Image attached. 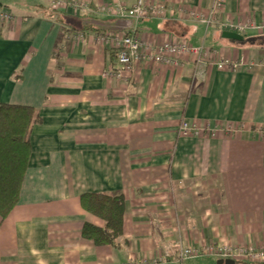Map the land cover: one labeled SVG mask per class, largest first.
<instances>
[{
	"label": "crops",
	"instance_id": "obj_1",
	"mask_svg": "<svg viewBox=\"0 0 264 264\" xmlns=\"http://www.w3.org/2000/svg\"><path fill=\"white\" fill-rule=\"evenodd\" d=\"M63 1L0 0L11 16L0 22V103L41 116L20 202L0 217V264H220L181 251L264 248V48L204 24L214 0H145L167 14L138 24L107 11L138 0ZM219 19L264 35V0H226ZM134 29L153 48L177 38L209 56L107 76L118 67L114 41L98 36ZM183 122L199 134L182 136ZM103 193L125 196L117 247L82 235L104 222L81 197Z\"/></svg>",
	"mask_w": 264,
	"mask_h": 264
},
{
	"label": "built area",
	"instance_id": "obj_2",
	"mask_svg": "<svg viewBox=\"0 0 264 264\" xmlns=\"http://www.w3.org/2000/svg\"><path fill=\"white\" fill-rule=\"evenodd\" d=\"M123 1V0H121ZM54 5H64L63 0H53ZM73 8L84 9L85 4L78 3L72 0ZM226 0H214V4L207 17L202 18V22L208 26L221 25L226 32L235 33L241 36H246L249 31H259L262 27L252 24H243L240 22L223 21L219 19L220 14L224 10ZM108 13L113 17L124 20L134 21L136 24L142 22L150 17H165L167 14L166 6L162 4L148 5L145 0H138L132 7L128 8L123 3H118L112 8H109ZM11 19V16L5 12L0 11V22H5ZM80 36V35H79ZM83 36H81L82 38ZM113 39L114 48L116 50V57L118 67L107 72V76L116 78L118 80H125L127 74H132L134 68L140 64L149 62L179 66L180 60L191 56L194 57L197 64L205 62L209 56L208 51L204 46L194 47L185 40L177 38L169 39L156 48L143 41L138 35L137 29L131 33L123 36H98L97 40L106 42ZM229 61H222L219 64V69H225L229 65ZM236 67V66H235ZM180 133L182 136H194L199 134V128L191 125L188 122H183L180 126ZM202 255L216 256L222 261L234 260L235 262H246L249 264L264 263V248L258 249L254 247H240L232 248L229 246L210 245L203 249H183L181 251V259L189 260ZM139 264H159V260L146 261L143 260Z\"/></svg>",
	"mask_w": 264,
	"mask_h": 264
},
{
	"label": "trees",
	"instance_id": "obj_3",
	"mask_svg": "<svg viewBox=\"0 0 264 264\" xmlns=\"http://www.w3.org/2000/svg\"><path fill=\"white\" fill-rule=\"evenodd\" d=\"M243 43L264 48V35H246ZM40 122V113L33 107L0 103V217L3 220L20 202L32 151L31 135L34 126ZM81 203L87 212L104 222L103 227L86 223L83 237L97 246L117 247L124 229L125 196L117 193L85 194Z\"/></svg>",
	"mask_w": 264,
	"mask_h": 264
},
{
	"label": "water",
	"instance_id": "obj_4",
	"mask_svg": "<svg viewBox=\"0 0 264 264\" xmlns=\"http://www.w3.org/2000/svg\"><path fill=\"white\" fill-rule=\"evenodd\" d=\"M223 38H225L227 40L235 41V42H244L245 41L244 36H241V35H238L235 33H231V32H224ZM220 264H236V262L234 260H226V261H222Z\"/></svg>",
	"mask_w": 264,
	"mask_h": 264
},
{
	"label": "rangeland",
	"instance_id": "obj_5",
	"mask_svg": "<svg viewBox=\"0 0 264 264\" xmlns=\"http://www.w3.org/2000/svg\"><path fill=\"white\" fill-rule=\"evenodd\" d=\"M209 262H212L214 264V261L213 260L206 261L205 264L206 263H209Z\"/></svg>",
	"mask_w": 264,
	"mask_h": 264
}]
</instances>
